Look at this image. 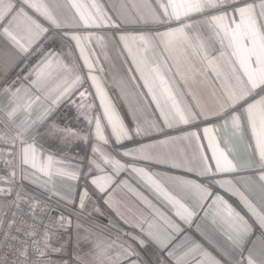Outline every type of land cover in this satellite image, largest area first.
<instances>
[{
  "label": "crops",
  "instance_id": "crops-1",
  "mask_svg": "<svg viewBox=\"0 0 264 264\" xmlns=\"http://www.w3.org/2000/svg\"><path fill=\"white\" fill-rule=\"evenodd\" d=\"M43 2L68 26L53 28L33 9L22 5V0H12L16 9L23 6L28 16L49 29L27 52L13 44L3 34V28H9L27 44V38L35 33V29H30L29 20L23 16H16L13 20L12 15H9L0 22V113L8 120L10 105L6 89L9 85L21 87L16 97L17 104L23 105L27 96L34 94L35 90L27 91L31 80L35 78L29 74L41 64L49 51L55 52L56 56L51 67L45 69L46 73L51 72V76H45L41 87L52 90L53 95L69 78L63 66L78 68L83 81L81 85L70 98L55 107L44 124L33 127L25 135V142L35 145L38 168H44L49 175L30 166L31 153L29 164L22 162L21 146L16 156L15 175L24 189L32 194H46L71 212L67 217L71 220V226L60 236V240L65 242V250L52 257L67 264H116L121 246L131 245L138 256L133 255L123 264H131L138 258L140 264H198L204 259L202 253L205 251L220 264H239L242 258L247 264L250 248L253 249L254 259L258 260L264 248V229L238 197L242 194L258 212L264 213V186L259 180V157L246 120L242 123L239 135L230 137L227 145L224 143L228 122L225 120L227 113L221 112L220 105L225 87L234 85L235 81L232 79L228 56L220 55L219 44L209 45L206 52L199 53L182 37L170 38L171 42L166 44L158 33L177 26L175 21L157 22L166 19L161 3L167 4L168 0H74L94 15L99 10L106 18V22L100 23V26L87 28L80 22L69 0ZM92 4L97 5V8H92ZM218 11L222 9L188 17L192 27L186 33L207 39L211 35L208 16ZM72 34L82 38L80 45L87 54L95 53L90 55L93 61L92 74L97 77L107 100L113 105L131 138L116 143L107 121L102 119L108 143L98 141L94 136V120L89 125L83 114L78 115L77 105L80 103L85 104L82 113L92 117H103V110L92 81L87 79L88 69L84 67L77 42L70 39ZM141 35L149 38L150 47L146 55L144 42L137 38ZM122 36L126 39L122 40ZM129 49L137 62L143 61L141 66L145 75L153 67L159 68L170 81L181 106L192 110L194 119L187 124L178 121L165 123L156 105L151 102L147 89L143 87V81L129 56ZM209 61H212V67H209ZM213 68L219 75L213 72ZM152 75L155 76L154 73ZM80 91H86V100L81 101L78 95ZM44 94L43 91L40 93L41 101L32 108L33 119L47 106ZM89 104L92 105L91 109L87 107ZM25 115L21 111L13 121L8 120L16 131ZM51 124L61 130L55 136L49 134L48 126ZM204 127L216 130L214 135L220 147L238 164L236 171H215V162L204 139ZM137 128L140 134H137ZM65 129L74 130L80 137H88L87 142L78 137L67 138V133L63 132ZM94 145L98 149V156L103 154L113 157L126 167L116 169L111 164L105 165L97 160L94 163H99L104 169L100 172L94 163L90 164ZM141 148L143 151H136ZM125 151L134 152L136 158L122 155ZM202 156L207 158V164ZM132 166L144 169L181 203L195 209V214L187 222L177 216L173 205L158 195L146 177L134 172ZM73 174L75 178H72ZM98 175L111 177L110 186L105 192L91 183ZM181 181L202 183L211 196L201 206L193 192ZM221 184L224 186L221 187ZM85 191L88 196L81 209L80 197ZM19 194L30 196L26 192ZM216 197L231 205L251 226V235L247 237L243 253L234 246L237 231L224 222L223 205ZM10 203L8 196H0V219L3 220ZM149 225L167 247L159 248L151 241L141 247L132 239V236H136L147 240L141 228L148 230ZM57 243L58 240L53 245ZM95 244L100 245L97 251L101 253L96 257L92 254ZM196 245L199 248H195ZM169 251L173 252V258L168 256ZM76 256L81 259L77 261Z\"/></svg>",
  "mask_w": 264,
  "mask_h": 264
},
{
  "label": "snow or ice",
  "instance_id": "snow-or-ice-1",
  "mask_svg": "<svg viewBox=\"0 0 264 264\" xmlns=\"http://www.w3.org/2000/svg\"><path fill=\"white\" fill-rule=\"evenodd\" d=\"M71 8L75 10L76 15L79 17L80 22L84 27H98L100 23L106 22V18L102 13L97 10L94 15L89 12L83 5L69 0ZM26 4L28 8L33 9L39 16L43 17L53 28L67 27L65 22H62L60 18L54 14L53 10L43 2V0H22V5ZM226 5H234V7L227 8ZM92 8H97V5L92 4ZM163 9V15L166 19L163 21L157 20V22L171 23L175 21L176 27L170 28L165 32L158 33L161 39L167 44L171 42L170 38L182 37L186 43H189L194 50L198 53L201 51L206 52L209 45L215 46L219 44L220 55L223 57L228 56L229 63L231 65L232 79L235 81L234 85L225 87L223 102L220 105L221 112H226L227 116L225 120L228 122L225 129L224 143H229L230 137L238 136L242 127V123L246 120L247 126L250 129L252 140L255 143V152L259 157L260 175L259 180L264 186V0H260L257 3H239V0H168L167 4L161 3ZM171 9V11H169ZM212 9H222L215 14L208 16V25L211 35L204 39L201 36H189L186 30L192 27V22L187 18L194 14H202ZM257 9H259L257 11ZM15 13V15H13ZM12 15L13 20L16 16H23L29 20L30 29H35L34 35H30L27 40L28 43L22 42V38L18 37L15 33L9 30V28H3V34L8 37L21 51L27 52L29 47L40 39L45 33L49 31L48 28L38 23L36 20L28 16L24 7L21 6L16 9L12 0H0V22H2L6 16ZM98 17V18H97ZM238 18V19H237ZM145 44V55L147 54L150 43L149 38L146 36L137 37ZM53 42L54 37L52 38ZM70 39L77 42V47L80 49L81 59L84 61V67L88 69L87 79L92 81V86L96 90V95L100 99V107L103 110V117L89 116L86 113H82V109L85 107L84 103L77 105L78 115L83 114L89 125L95 122L94 136L98 141H102L107 144L108 140L105 136V128L102 127V119L107 121V127L111 129V134L115 138L116 143H121L123 139L131 138L129 131L125 128L122 120L116 113L113 105L107 100L106 93L101 87L96 76L93 72V61L90 59V55L87 54L81 47V37L75 34L70 36ZM121 39H126L121 37ZM129 56L132 57L133 63L136 67V72L139 73L140 79L143 81V87L147 89V94L151 96V102L156 105V110L160 112L161 118L164 119L166 124H170V121H178L180 123L187 124L190 120L194 119V115L191 109H185L179 103L170 81L159 71L158 67H153L148 75H145V71L142 68V63L137 62L136 56L132 53L131 49L128 50ZM56 56L55 52L49 51L46 57L42 60L33 72L29 75H34V79L31 80L27 91L35 90L34 94L27 96L23 105L16 103V97L21 92V87H13L9 85L6 89L9 95V109L7 111V117L9 121H13L17 115L23 111L26 115L24 119L17 125V131L14 139L10 142L11 147H16V141L20 142V151L23 154V163L29 164V154L32 155L31 167L40 171L44 175L49 173L44 168H38L35 162L36 149L34 144H28L25 142V135L33 127H39L44 124L51 112L55 110L63 100L70 98L71 94L81 85L82 77L77 67L70 65H64L63 71L69 74V78L64 81V85L55 94H52V90H45L41 87V81L45 76H51V72L46 73L45 69L50 68L53 62V58ZM209 67H212V61H209ZM215 73V69L213 68ZM155 74L153 77L152 74ZM219 75L218 73H215ZM27 79V77H25ZM15 82H13L14 84ZM44 92L43 99L47 102V106L33 119L32 108L39 103L42 99L40 93ZM81 101L87 99L86 91H80L78 93ZM91 109L92 105H87ZM230 128V132H229ZM49 134L55 136L61 130L55 124L48 126ZM215 129L212 127H204V139L208 142V150L211 152V159L215 162V171L217 173L234 172L236 171L238 164L229 158L228 152L222 149L217 141V137L214 135ZM67 133V138L78 137L84 139L87 142L88 137H80L74 130H63ZM137 134H140L139 128L136 129ZM195 135V134H194ZM0 139H3L0 137ZM136 151H143V149H137ZM231 151L230 149L228 150ZM93 157L90 160V164H93L97 160H101L103 164H111L116 169L126 167L118 159L109 157L107 155H99L98 149L94 145L92 148ZM11 153H5L9 155ZM124 156H131L136 158L135 153L132 151H125L122 153ZM207 164V158L202 156ZM51 160V157H49ZM7 164L8 161H5ZM94 166L103 172L104 169L99 163H94ZM134 172H138L146 177L147 182L153 187L154 191L158 195L163 196L169 203L176 209V215L181 219L190 218L195 214V209L190 206L181 203L171 192H169L164 186L155 181L144 169L136 168L132 166ZM12 176H15V172H12ZM75 178V174L72 175ZM5 178L0 177V182H3ZM91 183L95 185L101 192H105L107 187L110 186L111 177L98 175L91 180ZM187 188H189L194 196L197 198L198 203L203 206V202L211 196L208 188L202 183L181 181ZM221 187L224 185L221 184ZM227 190V189H226ZM12 194V189L0 188V196ZM233 194H237L233 192ZM88 193L85 191L80 197V208L83 209L84 201L87 198ZM17 203L16 207L19 208L20 194L16 193ZM243 206L248 210L249 214L256 220L262 229H264V213L258 212L255 206L242 194L238 197ZM216 200H220L223 205V220L230 228L237 231V239L233 241L234 246L237 247L241 253L244 250V244L247 241V237L251 235V226L247 221L237 212L231 205L222 198L216 197ZM107 203V201H105ZM215 203V201H213ZM148 206H151L150 204ZM40 207L38 201L29 203V211L26 216L31 218V223L27 220L22 221V226L17 227L18 233L31 240V244L25 243L23 247L16 248L10 246L12 252V258L9 259L7 253L0 256V264H55L52 259L53 255H59L65 250V242L60 240L59 230L67 231L71 226V220L66 219L62 214L53 218L56 225L54 231L47 224H43V216L48 211L45 207H40V214L37 215L36 209ZM186 214V215H185ZM15 216V213H13ZM14 220H10L8 227L11 228ZM3 224V220L0 219V225ZM41 224L43 228L41 229ZM135 226V225H130ZM27 227L29 231L24 232L23 228ZM151 225L149 229L145 230L141 228V232L148 239L144 240L141 237L132 236V239L136 240L141 247H145L148 241H151L159 248L167 247V244L161 240L158 235H155L151 231ZM55 237L59 243L53 245L52 239ZM4 238H7V233L4 234ZM12 240H17L18 237H11ZM232 239V237H229ZM79 243V241H78ZM44 247H41V245ZM255 245V242H253ZM3 246V241L0 240V247ZM122 247V251L116 256V264H123L125 260H128L133 255L138 254L134 248L129 245ZM195 248H199L196 245ZM195 248L193 250H195ZM100 249L99 244L93 246L92 254L94 257L101 253L97 250ZM102 251V250H101ZM204 259L200 260L198 264H220L218 260L211 256L206 251L202 253ZM168 256L173 258V252L169 251ZM75 259L79 261L81 258L76 256ZM247 264H264V248L260 253V258L254 259L253 249L248 250L246 257ZM58 264H67V262L61 261ZM131 264H140L139 258L131 262ZM239 264H244V258L239 261Z\"/></svg>",
  "mask_w": 264,
  "mask_h": 264
},
{
  "label": "built area",
  "instance_id": "built-area-1",
  "mask_svg": "<svg viewBox=\"0 0 264 264\" xmlns=\"http://www.w3.org/2000/svg\"><path fill=\"white\" fill-rule=\"evenodd\" d=\"M257 0H239V3H249L255 2ZM234 5H226L225 7H231ZM16 130L10 124V122L0 113V177L5 178L3 182H0V188H8L12 189V194H4L3 196H8L11 200L6 212L3 216V224L0 227V240L3 241V246L0 247V256H3L7 253L8 258H12V252L10 251L11 247L20 248L23 247L25 243L31 244V240L27 239L23 233L17 232V227L22 226V221L27 220L31 223V218L26 216V213L30 210L29 203L38 201L40 207H45L48 209L43 216V224L49 225L54 231L56 230V225L54 223L55 217L59 215H63L66 219L71 212L64 206L60 205L57 201L52 199L50 196L46 194H32L28 190L24 189L20 180L16 177H13L12 172L16 173V156L18 148L21 146L19 141H16V147H11V141L14 139ZM5 153H11L9 155H5ZM5 161H8L6 164ZM26 192L30 194V196H20L19 208L15 205L17 203L16 193ZM40 207H37L36 213L40 214ZM15 213V216H13ZM10 220H14L15 223L12 224V227H8V223ZM43 224H41V229L43 228ZM24 232L29 231L27 227L23 228ZM64 230H59V237L61 236ZM7 233V238H4V234ZM18 237L17 240H12L11 237ZM57 242V239L53 237L52 243ZM41 247H44L42 244ZM55 264H58L60 260L52 257Z\"/></svg>",
  "mask_w": 264,
  "mask_h": 264
}]
</instances>
